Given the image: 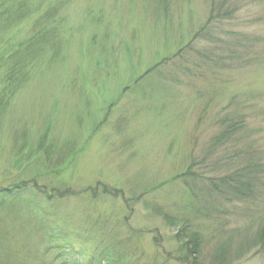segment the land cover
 <instances>
[{
    "label": "rangeland",
    "instance_id": "obj_1",
    "mask_svg": "<svg viewBox=\"0 0 264 264\" xmlns=\"http://www.w3.org/2000/svg\"><path fill=\"white\" fill-rule=\"evenodd\" d=\"M65 2L62 47L0 102V187L66 194L41 209L142 264H264V0ZM227 178L253 179L250 201L210 187ZM79 252L26 205L0 209V264H96Z\"/></svg>",
    "mask_w": 264,
    "mask_h": 264
},
{
    "label": "trees",
    "instance_id": "obj_2",
    "mask_svg": "<svg viewBox=\"0 0 264 264\" xmlns=\"http://www.w3.org/2000/svg\"><path fill=\"white\" fill-rule=\"evenodd\" d=\"M50 2L51 0H0V87H2L0 89V102H12L22 86L28 81L36 64L48 54H56L57 48L62 47L61 35L64 33L61 32L60 35V31L67 19L60 16V11L66 2L65 0H60L56 6H50L44 10V5H50ZM41 11L43 14L40 20L36 22V29L31 32V36L23 43H13L14 38L11 39L12 33L20 29L25 22L32 20ZM208 25L207 23L202 28L198 35L199 38L212 37L210 31L205 34ZM236 125V123H233L226 128L213 140V145L230 138L236 129ZM191 171L189 170L188 172L190 173L184 174L181 178L188 177ZM253 183L255 181L250 178L245 182L237 181L236 178H227L220 180V182L211 181L210 187L219 193L224 190L230 193L226 195H232L237 199H242L241 201L248 202L252 198L250 192L253 190ZM67 198L69 197H66V194H54L45 191L33 182H24L9 188L0 187V209H7L19 204L26 205L29 213L35 216L49 230L52 237L67 243L69 247L78 245L80 247L79 253L83 257L92 259L96 264H142L139 248L135 247L132 250L127 241L121 240V248L117 246L110 247L111 244L108 245L105 241L109 240V235L103 238L96 236L97 227L89 230V234L84 235L83 231L76 227L75 224L70 226L66 222L59 221V218H55L54 221L52 216L41 209L40 204H51L55 201V205L60 204L63 207L61 203H64L65 200L67 201ZM60 209L61 214H63V209ZM75 227L77 228L76 230L73 229ZM254 241L255 246L258 245L257 247H260L259 252L256 254L264 257V223ZM188 243L194 247L192 250L190 249L191 254H197L200 245L199 239L193 238ZM217 261H219L218 256ZM150 263L152 262L147 264Z\"/></svg>",
    "mask_w": 264,
    "mask_h": 264
}]
</instances>
